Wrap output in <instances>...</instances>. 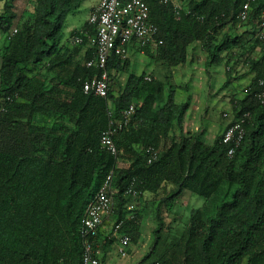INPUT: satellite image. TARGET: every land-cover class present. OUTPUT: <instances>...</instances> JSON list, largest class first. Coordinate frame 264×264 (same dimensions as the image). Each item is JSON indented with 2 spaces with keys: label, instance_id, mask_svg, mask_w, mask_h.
Here are the masks:
<instances>
[{
  "label": "trees",
  "instance_id": "trees-1",
  "mask_svg": "<svg viewBox=\"0 0 264 264\" xmlns=\"http://www.w3.org/2000/svg\"><path fill=\"white\" fill-rule=\"evenodd\" d=\"M15 1L0 0V264H82L85 242L99 252L102 246H117L113 235L122 220L118 234L129 236L133 246L140 238L145 194L168 192L159 206L176 201L186 190L209 200L225 181L234 186L231 196L206 220L194 211L179 241L154 261L264 264V104L257 99L259 81L264 80V0L252 3L249 20L242 24L238 14L247 0H185L179 15L173 2L148 1L151 21L164 42L161 62L170 72L186 63L195 42L208 53L207 68L218 65L224 52L242 44V37L231 34L218 39L228 25L248 24L253 33L249 46L260 55H246L243 61L255 76L246 98L235 101V116L227 124L243 121L246 135L232 158L221 137L209 147L195 134H184L189 103H176L171 82L151 75L147 82L146 75L129 73L127 60L115 55L109 59L106 97L84 92V83L102 71L87 66L94 47L79 58L88 39L75 45L72 38L82 32L95 35L96 30L88 20L86 27L71 33L72 47L62 42L67 17L87 0H37L34 22L23 23L13 34ZM38 66L44 74L31 76ZM120 72L129 73L122 87L116 81ZM132 105L130 123L120 126L123 112ZM111 120L116 124L111 126ZM109 127L115 129L116 156L101 145ZM170 135L172 143L161 148ZM149 147L160 150L150 164ZM121 158L130 162L128 168H118ZM111 172L114 213L85 239L80 231L85 210ZM130 189L139 195L126 196ZM129 204L136 206L131 220L126 219ZM157 216L155 244L164 226L159 211Z\"/></svg>",
  "mask_w": 264,
  "mask_h": 264
},
{
  "label": "rangeland",
  "instance_id": "rangeland-1",
  "mask_svg": "<svg viewBox=\"0 0 264 264\" xmlns=\"http://www.w3.org/2000/svg\"><path fill=\"white\" fill-rule=\"evenodd\" d=\"M36 1L16 0L13 3L15 6L14 11L17 15L14 29L19 30L23 23L31 24L34 22ZM96 1L87 0L78 12L68 16L66 26L63 30L64 43L67 42L70 29L79 28L86 22L88 19V11ZM182 1L185 0H178V3L183 4ZM225 34L242 37V44L224 52L221 56L220 63L208 69V53L203 44L201 42L193 43L190 47L193 55V65L191 66L194 69V77L188 80L190 77V71L188 70L186 72L188 75L186 81L181 78L186 71L185 65H179L177 68L171 69V73L168 65L161 62L162 58H160V53L162 48H146L142 51L144 55L140 54L141 51L138 52L131 49L129 54L130 59L129 56L122 59L123 61L130 60L132 62L131 71L134 72L136 70V72L142 75H145V71L147 72L149 70L147 68L148 66H152L155 69V76L159 80L164 83L171 82L172 85H175V101L177 104H185L188 101L193 102L194 106L190 110L185 128L198 136L209 147H212L220 137L223 140L227 124L235 116V101L245 99L248 95L247 90L251 83H253L255 73L252 70L249 71L246 69L243 58L249 55L251 59H257L260 55L257 47L251 48L249 46V41H251L253 33L250 32L248 24L241 25L240 27L237 25H228L220 31V35L217 36L218 39H221ZM1 41L2 34L0 33V46L2 45ZM38 72L44 74V69L38 66L31 71L30 75H36ZM127 75L128 73L125 72L118 73L116 81L119 87L124 86ZM168 89L167 85V94ZM114 91L118 93L117 89ZM191 92L193 93L192 96L190 95ZM196 106H198V109H205L204 111H196L194 109ZM225 113L230 114V116L225 118ZM117 166L120 169L128 168L130 162L121 158ZM169 189L171 188L167 187L168 191ZM233 189L234 186H231L225 181L209 200L198 196H194L193 200H190L189 196H184L182 199L179 197L174 202L166 201L161 206L159 205L162 200L165 201L168 192L159 193L155 196L152 195L151 198L148 197L144 201L141 210V229L138 244L131 246L127 258L120 257L117 252H114V248H111V252L120 261H126L130 264H145L146 262L154 261V259L159 260L168 249L179 241L194 211L201 210L202 217L206 220L216 211L215 208H217L223 199L231 196ZM158 211L160 212L164 226L161 233V240L158 244H155L156 230L159 226ZM107 224L108 228L105 231L109 233L113 222L110 221ZM151 254L153 256L149 258Z\"/></svg>",
  "mask_w": 264,
  "mask_h": 264
},
{
  "label": "built area",
  "instance_id": "built-area-1",
  "mask_svg": "<svg viewBox=\"0 0 264 264\" xmlns=\"http://www.w3.org/2000/svg\"><path fill=\"white\" fill-rule=\"evenodd\" d=\"M149 0H99L97 9L92 13L89 18V24L96 30L95 35H89L87 32H82L80 35L72 38V43L75 45H82L84 39L87 38L88 42L95 48V56L87 63L88 67H96L102 74L93 78L92 80L84 83V92H94L100 97H106L109 90V75L107 71V63L112 55L125 59L129 56L131 49L137 47L144 51L146 48H160L164 42L159 38V29L156 24L151 21ZM162 5L174 3V12L179 15L183 11V4L176 3L173 0H153ZM256 0H247L242 6V10L238 14L240 23H245L249 20L251 5ZM264 32V22L262 24ZM17 32L14 29L13 34ZM264 38V34H261ZM145 81L151 82L150 75L145 76ZM260 90L257 93V99L264 104V80L259 81ZM250 90V89H248ZM135 114V106H131L123 112V121H119L120 126L130 123L131 118ZM228 118L230 114H224ZM247 116V115H246ZM116 122L110 121V125H115ZM119 126V125H117ZM119 126V128H121ZM125 127V126H124ZM115 129L109 127L104 131L101 136V145L104 150L110 152L112 155H117V148L113 140ZM245 130L243 121H236L232 125H228L225 130L222 144L229 147L228 157L232 158L236 150L240 148L245 139ZM148 156V163H153L160 156V150L149 147L146 149ZM113 172H111L94 198L88 204L85 215L81 223V235L83 238L88 239L94 234L100 225L105 220L110 218L115 210V200L113 196ZM126 196L136 197L139 194L130 189L125 192ZM129 213L126 219H134L136 206L129 204ZM124 220L116 224L114 237H116L117 252L122 258L129 256V250L132 242L129 236L119 235L118 230L121 228ZM99 249L94 248L89 242H85V249L82 256V264H101L99 256ZM148 264H160L159 262L152 261Z\"/></svg>",
  "mask_w": 264,
  "mask_h": 264
},
{
  "label": "crops",
  "instance_id": "crops-1",
  "mask_svg": "<svg viewBox=\"0 0 264 264\" xmlns=\"http://www.w3.org/2000/svg\"><path fill=\"white\" fill-rule=\"evenodd\" d=\"M98 1L99 0H97L96 1V3L93 5V6H91V8L89 9V11H88V19H89V17H90V13H91V11L93 10V8L98 4ZM174 2H176V3H178V0H173ZM68 18V17H67ZM88 19L86 20V22L84 23V24H82V26L81 27H79V28H73V29H70L69 30V37L67 38V42L66 43H64V40H63V44H65V45H69L70 47H72V44H71V42H70V37H71V33L74 31V30H81L82 28H84V27H86L87 26V24H88ZM67 21V20H66ZM65 26H66V23H65ZM65 28V27H64ZM90 48H92V45L90 44V43H88L87 45H85V46H83L82 48H81V50H80V54H79V58H83L84 56H85V54H86V51L87 50H89ZM133 50L134 51H138V52H140V50L137 48V47H133ZM132 50V51H133ZM140 54L141 55H144V52H140ZM129 59H130V56H129ZM155 60V59H154ZM139 61H143V60H139ZM192 62H193V55H192V49H191V47L189 48V50H188V55H187V61H186V63L184 64L185 65V67H186V71H185V74L183 75V77H181V78H183L185 81L187 80V78H188V75H187V71L189 70L190 71V77L188 78V80L189 79H191V78H193L194 77V69H193V67L191 66V65H193L192 64ZM128 63H129V68H130V71H129V73H134L135 75H137V76H140V75H142V74H139L138 72H136V70H134V72L133 71H131V67H132V62L129 60L128 61ZM214 67V66H213ZM149 70H147V72L145 71V75L146 74H151L152 76H155V69L152 67V66H148L147 67ZM199 69V68H198ZM197 69V70H198ZM128 73V74H129ZM143 73H144V71H143ZM189 74V73H188ZM127 77H128V75H127ZM181 80V79H180ZM186 86V85H185ZM187 87V86H186ZM188 88V87H187ZM166 89L167 88H165V96L167 95V93H166ZM119 91V90H118ZM116 94H118V93H116ZM206 94H208V93H206ZM190 95L192 96L193 95V93L191 92L190 93ZM187 103H189V109H188V111H187V114H186V116H185V119H184V134H189V133H192L191 131H189V130H186V128H185V126H186V123H187V118H188V116H189V113H190V110H191V108H193V106H194V104H193V102H191V101H188ZM196 111H199V110H201V111H204V109L205 108H203V109H198V106H196L195 108H194ZM173 134V133H172ZM176 137L177 136H179L180 134H179V132L178 131H176ZM192 135H193V133H192ZM174 137V136H173ZM172 137V135H170V137L166 140V141H163L162 142V144H161V148H163L164 149V146L165 145H169V144H171L172 143V141H173V138ZM161 192V191H160ZM159 192V193H160ZM164 191L162 190V193H163ZM158 193V194H159ZM152 195L153 194H145V196H144V198L143 199H147L148 197L149 198H151L152 197ZM155 196V195H154ZM184 196H189V199L190 200H193V197L195 196V195H193L192 193H190L189 191H184L183 193H182V195L180 196V199H182ZM197 203V202H196ZM198 204V203H197ZM201 211V210H200ZM202 212V211H201ZM211 215H213V214H211ZM105 229H107V227H104V230ZM105 233H103V235H102V237H101V241L102 242H104V238L106 237V235H104ZM107 234V233H106ZM111 248H114V252L116 253L117 252V246H115V245H112V246H110V245H108V246H102L101 247V250H100V253H99V256H100V258H101V264H130V263H128V262H126V261H120L119 259H117L116 257H115V255H113L114 253L113 252H111ZM117 254H118V252H117Z\"/></svg>",
  "mask_w": 264,
  "mask_h": 264
}]
</instances>
